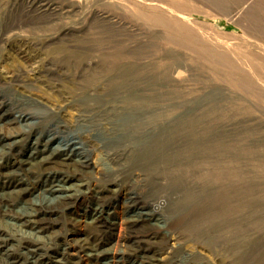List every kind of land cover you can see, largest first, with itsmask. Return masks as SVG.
<instances>
[{
  "label": "rangeland",
  "instance_id": "obj_1",
  "mask_svg": "<svg viewBox=\"0 0 264 264\" xmlns=\"http://www.w3.org/2000/svg\"><path fill=\"white\" fill-rule=\"evenodd\" d=\"M4 193L0 264H264V0H0Z\"/></svg>",
  "mask_w": 264,
  "mask_h": 264
},
{
  "label": "bare ground",
  "instance_id": "obj_2",
  "mask_svg": "<svg viewBox=\"0 0 264 264\" xmlns=\"http://www.w3.org/2000/svg\"><path fill=\"white\" fill-rule=\"evenodd\" d=\"M62 165L65 166V167H68L71 170V173H73V174L74 173H79L80 170L83 171V167L82 166H77V165L71 166L70 164L69 165L62 164ZM23 170L24 169H22V171ZM30 170H32V169H30ZM45 173H47V171ZM14 174H16V173L14 172ZM60 187H62V186H60V185L59 186H54L53 185V186H51L50 191L51 192H59V191L62 190V189H59ZM25 192H26V190L25 191H21V192H19L20 193L19 195L25 194ZM69 193L64 194L62 197L60 196V199H59L60 201H58V204L56 206H54V207H51V208H49V207L39 208L36 205H28V209H29L30 213L28 211V213H26V214H17V213H14V210L11 209L12 208V205H11L10 201L9 200H6V199H9V198L12 199V193H4V195H1V197H0V205H3L7 209V210H4L3 211V213L4 214H7V216L9 215L10 217H12L11 214L14 213L13 214L14 218L20 220L23 223H25V225H31V226L41 227V226H43L45 224H49V222H50V220H48V218L45 217V215L47 214V212H52L53 210H57V209L59 210V209H63L64 207H68L70 205V203H72V201H74L75 199L78 198L77 197L78 194L74 195L72 192L70 194ZM100 199H102V198H100ZM26 204H28V203H26ZM43 209H45L47 212L44 213L45 211ZM0 211H2V210H0ZM31 211H32V213H31ZM131 211L133 212V215H131L130 219H126V221H125V228L128 231V234L133 235V232H135L138 228H140L141 225H143L146 222H148V220L152 217V215L151 214L143 213L140 209H137L135 207ZM98 212L99 213H97V215L95 217H93L91 219V221L87 225H91L93 228H98L99 225L106 224L108 222V218L107 219H104V215L101 214L102 211H98ZM62 213H63V211H62ZM137 241L140 242V239L137 240ZM135 245H136V243L134 244V246ZM85 246H87V243L86 244H83L81 247L84 248ZM131 248H134V247L132 246ZM85 249H86V247H85ZM90 249L92 251H94V252H97L98 251L97 249L94 248V246L91 247ZM103 254L107 255L106 252H103L102 254L100 253L98 255V257H100ZM143 258L146 259L147 256H145ZM142 263H143V261H142Z\"/></svg>",
  "mask_w": 264,
  "mask_h": 264
}]
</instances>
